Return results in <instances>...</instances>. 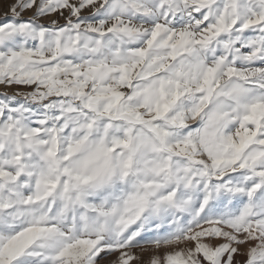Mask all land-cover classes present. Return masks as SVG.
Listing matches in <instances>:
<instances>
[{
    "label": "snow or ice",
    "instance_id": "obj_1",
    "mask_svg": "<svg viewBox=\"0 0 264 264\" xmlns=\"http://www.w3.org/2000/svg\"><path fill=\"white\" fill-rule=\"evenodd\" d=\"M0 264H264V0H0Z\"/></svg>",
    "mask_w": 264,
    "mask_h": 264
},
{
    "label": "rangeland",
    "instance_id": "obj_2",
    "mask_svg": "<svg viewBox=\"0 0 264 264\" xmlns=\"http://www.w3.org/2000/svg\"><path fill=\"white\" fill-rule=\"evenodd\" d=\"M6 10V6L4 8H0V12Z\"/></svg>",
    "mask_w": 264,
    "mask_h": 264
}]
</instances>
